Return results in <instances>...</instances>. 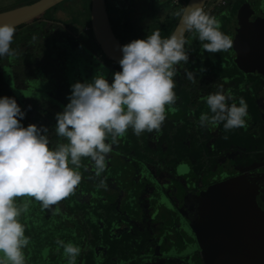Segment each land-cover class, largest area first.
<instances>
[{"label":"trees","instance_id":"16d2710c","mask_svg":"<svg viewBox=\"0 0 264 264\" xmlns=\"http://www.w3.org/2000/svg\"><path fill=\"white\" fill-rule=\"evenodd\" d=\"M70 1L64 0L17 26L11 44L17 55L5 56L7 74L0 71V97L8 96L7 92L12 90L25 112L22 125L47 127L52 148L59 142H67L56 135L55 124L56 114L69 103L71 86L76 82H92L97 75H103L111 83L114 73L122 70L106 57L94 38L91 0L67 4L68 20L60 22L53 17L52 11ZM188 1L107 0V9L114 32L125 45L155 31H159L161 38L170 37L179 21L173 13ZM242 6L245 8L241 0H208L204 9L210 10L219 20L220 30L225 32V19L243 9ZM62 24H66L65 29ZM254 26L259 29L263 23ZM230 37L231 49L209 53L203 50L196 33L190 32L185 38L190 41L185 45L189 61L177 66L179 71L174 77L177 99L175 104L166 106L167 115L160 132H144L137 137L129 128L113 145L100 178L106 177L109 187L112 180L119 181L124 175L126 164H133L131 170L141 183L142 193L136 191V186H129L127 198L118 207V202L108 200L104 188L97 186L100 178H90L94 176L91 162L83 158L82 165L87 167L79 169L80 184L86 190L89 181L96 183L92 201L77 198V189L51 209H43L39 202L28 197L17 199V204H29L28 211L20 217L25 235L30 237L23 250L26 264H68L57 239L81 248L76 264H147L148 259L155 258L170 260L165 264H189L192 258L193 264H216L221 259L215 253L225 250V245H236L237 241L246 243L242 249V245L239 247L241 260L252 249L250 261L264 264V244L250 230L241 201L244 195L251 193L252 197L257 190L264 192V102L259 94L264 99V77L242 67L244 55L237 48L240 46L241 51L244 48ZM15 66L22 70L25 85L19 89L11 81L9 89L7 81ZM185 68L194 72L195 83L187 79ZM201 68L205 70L200 72ZM221 84L225 93L231 91L235 97L228 101L229 105L233 102L238 105L241 97L246 101L247 128L225 131L223 124L199 125L201 114L212 115L206 97ZM110 173L120 178H109ZM226 208L234 213L233 222L218 225L216 217ZM158 242L163 243L166 251L155 249ZM245 260L249 261L243 259L245 264Z\"/></svg>","mask_w":264,"mask_h":264},{"label":"clouds","instance_id":"9594fccd","mask_svg":"<svg viewBox=\"0 0 264 264\" xmlns=\"http://www.w3.org/2000/svg\"><path fill=\"white\" fill-rule=\"evenodd\" d=\"M205 6L193 3L174 12L180 27L168 38L155 31L123 45L119 60L122 70L114 73L111 83L103 75L95 76L92 82L74 83L69 103L56 114L55 133L66 143L50 147L49 129L36 124L24 127L21 119L25 112L16 99L0 97V264H26L23 250L30 237L25 235L20 217L29 204H17L18 198L28 197L43 209H51L75 194L82 180L79 169L87 167L82 165L83 158L91 162L94 176L90 178H100L113 145L129 128L137 137L144 132H160L166 106L177 99V66L189 61L185 45L190 41L185 38L190 32L196 33L203 50L209 53L233 47L232 38L220 30L219 20L205 11ZM15 31V24L0 23V57L17 55L11 48ZM184 72L195 83L194 72L187 68ZM230 100H235L231 91L225 93L224 86L218 85L205 100L212 115L201 114L199 125L223 124L225 131L247 128L246 101L241 97L238 105H229ZM106 179L100 178L97 186L106 190ZM56 244L63 248L68 264H76L81 248L60 239Z\"/></svg>","mask_w":264,"mask_h":264},{"label":"rangeland","instance_id":"374dc122","mask_svg":"<svg viewBox=\"0 0 264 264\" xmlns=\"http://www.w3.org/2000/svg\"><path fill=\"white\" fill-rule=\"evenodd\" d=\"M25 1L26 0H0V11L4 9L6 10L7 8L16 6L18 4H22ZM73 1L74 0H71L70 2H67L64 6L57 9L56 11H52L53 17L57 18V20H60V22L63 20H68L70 16V11L68 9L69 6L66 5L72 3ZM163 1L165 2V0H162V2ZM231 1L234 0H229V2ZM262 2H264V0H259L258 2H253V3L250 0H241V3L245 5V8H243L242 6L243 9H240L236 14L228 15V18L225 19L226 23L224 25L227 29V33L230 36H233L234 43H237L238 45H242L244 48L242 51L240 49V46H238L237 48L238 52L241 55L246 56L241 60L242 67L245 66L247 70L258 72L261 77H264V63H262V61H264V5L262 4ZM205 11L210 12L208 8L205 9ZM166 14L167 12L165 11L163 17H165ZM256 23H261V24L263 23V26H260L259 29H256V26H254V24ZM78 25L81 26L80 24ZM79 26H74V28H77ZM226 29L225 32L224 29L222 30L224 34H226ZM142 34H144V32ZM4 57L5 56L0 57V59L4 61ZM238 63L240 64V61H238ZM40 87L38 86V89H40ZM259 94H261L260 97L264 102L262 93L259 92ZM124 163H126V161H124ZM126 165L128 167L127 168L125 167L124 169L125 173L124 175L121 176V179L119 180L122 181V183L119 184V181L112 180L113 184L107 187L106 190L104 189L103 191L105 197H107L108 200L118 202V207H120L123 201L127 198L126 189L129 186L131 187L136 186L137 187L136 191L142 193L141 183L139 179L134 175V171L131 170L133 164L131 165L126 164ZM108 177L115 179L120 178V176L114 175L112 173L108 174ZM89 183H90L89 188L86 190L83 189L81 184H79L76 193L77 198L87 201H92L95 198L94 189L96 187L95 185L96 183H94V181H89ZM116 186H118V188H116ZM262 188L264 189V185L262 186ZM257 198H260V200L262 199V204H264V192H261L260 190H257L255 193H253L252 197H251V193L249 195H244L243 198L241 199L243 206L242 211L245 212V216L249 221V228L254 232L255 235H257L260 238V240L264 244V208H262L258 204ZM232 215H234V213L231 212L229 208H226L220 214L217 215L216 223L218 225H227V226L231 225V223L233 222ZM250 234L252 235L251 232ZM175 237L176 235H174L172 239L175 240ZM240 242L242 246L246 244L245 242L242 241ZM155 249L158 250L159 252L166 251L163 243L160 242L156 243ZM252 251L253 250L250 249L249 251L245 252V254L242 256V262H241L238 260V256L240 257L241 254L237 253L239 252V249L237 248V244L230 245L227 249L215 253L221 259L217 261L216 264H245L243 262V259L245 258L249 260L248 262H246L245 260L246 264H253L250 261L252 259V253H253ZM227 257L234 258L236 260H234L231 263V261L228 260ZM148 260L149 262L147 264H165V263H169L170 261L162 258H155ZM192 260L194 259L192 258L189 261V264H193ZM225 260L227 261L226 263L224 262Z\"/></svg>","mask_w":264,"mask_h":264},{"label":"water","instance_id":"95a60500","mask_svg":"<svg viewBox=\"0 0 264 264\" xmlns=\"http://www.w3.org/2000/svg\"><path fill=\"white\" fill-rule=\"evenodd\" d=\"M63 1L64 0H36L32 3H26L0 11V23L10 22L15 24L16 27L20 26L33 20L37 16L43 14L45 11ZM206 2L207 0H189L186 6L193 3H201L204 7ZM90 20L92 33L97 43L100 45V48L107 58L115 61L120 66L119 60L123 55L121 51L123 44L114 32L106 0H91ZM179 27L180 19L172 34L174 32H178ZM186 32H184L183 35H185Z\"/></svg>","mask_w":264,"mask_h":264},{"label":"flooded vegetation","instance_id":"af4514ba","mask_svg":"<svg viewBox=\"0 0 264 264\" xmlns=\"http://www.w3.org/2000/svg\"><path fill=\"white\" fill-rule=\"evenodd\" d=\"M106 5H107V0H106ZM52 22V21H51ZM62 27H65L66 28V26L64 25V24H62ZM244 57H246L245 55H244ZM262 63H264V61H262ZM245 70H247V68L244 66L243 67ZM16 70H18L17 69V67L15 66L12 70H11V75H10V80H6L7 82H8V86H9V89L10 88H12L11 87V85H10V82L11 81H13L14 83H15V86L17 87V88H23L24 87V85H25V83H24V81H25V77H22V70H18V72L16 71ZM0 71L2 72V73H4V75L5 74H7V72L5 71V66H4V62H3V60H0ZM249 71V70H248ZM6 78V77H5ZM7 79V78H6ZM8 89V90H9ZM14 94V92H12V90H9L8 92H7V95H8V97H15V99L17 98L15 95H13ZM16 101L18 102V101H20L18 98L16 99ZM21 102V101H20ZM258 199V204L262 207V208H264V204H262V199L260 200V198H257ZM252 233L254 234V232L252 231ZM255 235V234H254ZM256 236V235H255ZM257 239H259L260 240V238L257 236ZM237 244V248L239 249V247H240V245H241V242H237L236 243ZM235 245V244H234ZM230 245H225L224 247H225V249H227L228 247H229ZM242 247L243 246H241V249H242ZM246 250H244L243 252H245ZM237 253H242V251L240 252H237ZM241 256V255H240ZM227 259L228 260H230L231 261V263L234 261V260H236V259H234V258H229V257H227ZM238 260L239 261H241L242 262V260H241V257H239L238 256ZM227 262V261H226Z\"/></svg>","mask_w":264,"mask_h":264}]
</instances>
